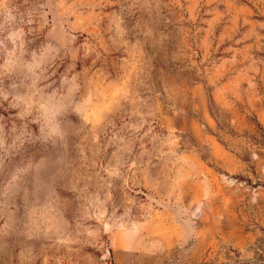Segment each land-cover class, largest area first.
Masks as SVG:
<instances>
[{"label":"rangeland","instance_id":"1","mask_svg":"<svg viewBox=\"0 0 264 264\" xmlns=\"http://www.w3.org/2000/svg\"><path fill=\"white\" fill-rule=\"evenodd\" d=\"M0 264H264V0H0Z\"/></svg>","mask_w":264,"mask_h":264}]
</instances>
